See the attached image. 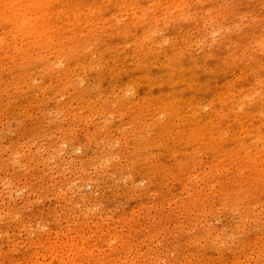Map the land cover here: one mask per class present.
I'll use <instances>...</instances> for the list:
<instances>
[{"label":"rangeland","instance_id":"rangeland-1","mask_svg":"<svg viewBox=\"0 0 264 264\" xmlns=\"http://www.w3.org/2000/svg\"><path fill=\"white\" fill-rule=\"evenodd\" d=\"M0 264H264V0H0Z\"/></svg>","mask_w":264,"mask_h":264}]
</instances>
